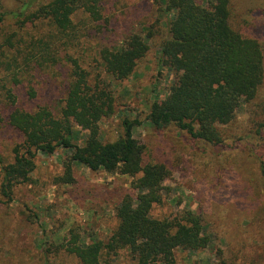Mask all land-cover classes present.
<instances>
[{"label":"trees","instance_id":"1","mask_svg":"<svg viewBox=\"0 0 264 264\" xmlns=\"http://www.w3.org/2000/svg\"><path fill=\"white\" fill-rule=\"evenodd\" d=\"M105 1L0 0V31L9 28L0 44L6 81L20 82L32 66L64 63L68 68L65 91L55 104L34 110L16 107L9 114L8 121L20 132L22 141L13 149L12 162L3 164L0 159V202H12L14 188L31 180L38 152L52 154L60 147L68 149L72 155L60 181H75V162L94 171L132 176L136 194L126 193L116 206L119 224L105 241L85 242L74 229L70 238L58 243L44 234L45 264H49V254L59 250L75 255L80 264H107L108 257L119 249H127L138 264H177L176 249L207 247L205 217L192 208L182 210L172 220L152 216L154 204L164 199V181L172 169L164 162L145 160L146 145L134 136L135 127L145 122L156 130L177 128L193 143L191 167L208 165L205 151L227 143L228 127L236 121L241 105L258 98L264 83V44L259 37L241 31L240 23L248 25L251 20L240 19L242 7L235 0H209L206 5L198 0H163L166 15L162 28L153 32L144 27L145 36L133 32L120 43L102 45L94 59L112 79L129 78L152 50L149 40L153 37L158 44V63L170 67L176 79L164 99L151 102L144 119L124 116L122 134L104 141L100 122L115 111L110 90L113 81L107 82L99 74L93 76L88 70L87 63L94 65L92 59L87 62V57L91 58L88 48L79 54L68 50L85 47L87 35L99 32ZM255 8L254 16L264 11V7ZM35 24L48 25L49 30L39 38L28 37L25 30ZM261 32L264 36V27ZM27 94L36 96L32 87ZM7 98L16 104L18 94L9 88ZM258 109L256 116L260 117L243 127L244 134L233 136V148L244 135L251 137L255 132L264 138V100ZM76 126L88 133L84 144L77 142ZM225 161L224 168L235 164L236 153ZM261 168L264 181V164ZM226 204L220 200L215 208L226 214Z\"/></svg>","mask_w":264,"mask_h":264},{"label":"rangeland","instance_id":"2","mask_svg":"<svg viewBox=\"0 0 264 264\" xmlns=\"http://www.w3.org/2000/svg\"><path fill=\"white\" fill-rule=\"evenodd\" d=\"M205 5L209 0H198ZM241 5V18H249L251 24L242 25L243 33L259 37L264 44L261 29L264 27V11L253 15L256 6L264 7V0H235ZM104 20L98 33L87 35L85 47L72 46L68 51L79 54L88 48V70L93 76L113 81L110 90L115 98V111L100 122V137L104 141L118 138L122 132V118L144 119L154 99L162 100L176 79L175 72L158 62L159 50L155 38L149 40L152 50L139 64L136 72L126 79L114 80L96 65L94 56L103 46H111L129 34L146 35L165 23L163 0H106ZM238 19H239V13ZM144 27L147 29L143 30ZM8 27L0 31V44ZM88 29V28H87ZM49 30L48 25L35 24L25 30L28 37L39 38ZM81 34V33H80ZM6 50H11L6 47ZM0 64V159L3 164L14 160L13 149L22 141V135L8 121L16 107L34 110L40 105L52 106L65 91L68 68L57 66L28 68L20 82H7ZM36 92L29 97L30 88ZM18 94L16 104L7 98V89ZM61 93V94H60ZM264 100V83L258 98L243 103L237 111V119L229 128V141L224 145L210 146L208 165L197 169L192 165V141L181 135L177 128L156 130L148 123L136 126L134 136L146 145L145 160L164 162L172 169L164 181V199L154 204L151 214L157 218L172 220L182 210L192 208L203 213L207 247L199 250L176 249L177 264H264V181L261 166L264 164V138L255 132L245 136L233 148V136L244 134L243 127L252 122L259 112L258 105ZM77 142L84 144L87 131L79 126ZM229 143V145H227ZM227 145V146H226ZM236 153L233 167L224 168L227 156ZM71 151L58 148L52 154L37 153L36 168L31 180L14 188V200L0 202V264H45L42 247L47 237L58 243L71 236V229L81 233L85 242L93 239L107 240L118 226L116 206L130 192L133 177L109 173L103 169L94 171L73 162L75 181H60L65 165L71 159ZM0 162V163H1ZM1 165V164H0ZM192 169L191 173L188 170ZM226 202L228 213L215 208ZM210 205L208 207L207 205ZM207 207L208 211H205ZM45 234V236H44ZM49 264H80L79 259L65 250L53 251ZM107 264H138L127 249H119L108 257ZM159 264V263H154Z\"/></svg>","mask_w":264,"mask_h":264}]
</instances>
